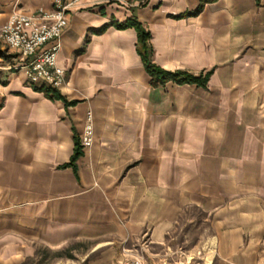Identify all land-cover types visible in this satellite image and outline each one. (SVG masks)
Segmentation results:
<instances>
[{
    "label": "crops",
    "instance_id": "obj_1",
    "mask_svg": "<svg viewBox=\"0 0 264 264\" xmlns=\"http://www.w3.org/2000/svg\"><path fill=\"white\" fill-rule=\"evenodd\" d=\"M53 1L0 0V29ZM201 1L82 0L58 53L62 89L0 70V264L72 240L120 250L119 263L184 264L172 243L192 211L211 230L207 264H264V0ZM133 23L156 65L206 83L153 85Z\"/></svg>",
    "mask_w": 264,
    "mask_h": 264
},
{
    "label": "built area",
    "instance_id": "obj_2",
    "mask_svg": "<svg viewBox=\"0 0 264 264\" xmlns=\"http://www.w3.org/2000/svg\"><path fill=\"white\" fill-rule=\"evenodd\" d=\"M146 0H136L138 4ZM82 0H54L51 8L39 7L33 12L14 10L0 29V42L18 53L20 64L6 69H23L31 85H45L62 89L67 72L58 64L62 36L67 27V13ZM94 114L85 116L81 143L84 149L94 144ZM119 264H148L143 256L126 257Z\"/></svg>",
    "mask_w": 264,
    "mask_h": 264
},
{
    "label": "rangeland",
    "instance_id": "obj_3",
    "mask_svg": "<svg viewBox=\"0 0 264 264\" xmlns=\"http://www.w3.org/2000/svg\"><path fill=\"white\" fill-rule=\"evenodd\" d=\"M17 55V52L10 50L0 42V70L9 66V64L13 65V58ZM190 215L191 218L189 219L193 221L182 220L175 231L176 237L172 244L179 246V250L187 254L185 258H177L176 261L181 262L184 260V264H207L205 253L214 248V243L207 239L208 235H211L209 223L204 220L203 215L198 211H192L187 218ZM101 243L97 240H72L59 248L38 244L34 255L27 257L23 263L119 264L120 250L111 249L108 246L102 247Z\"/></svg>",
    "mask_w": 264,
    "mask_h": 264
},
{
    "label": "trees",
    "instance_id": "obj_4",
    "mask_svg": "<svg viewBox=\"0 0 264 264\" xmlns=\"http://www.w3.org/2000/svg\"><path fill=\"white\" fill-rule=\"evenodd\" d=\"M205 1L207 0L201 1V5L199 6V9L202 7ZM126 25H129V22L122 24V26H126ZM134 25L138 30V44H139L138 51L140 52L144 60V63L146 65V69L152 78L151 81L153 85L164 84L168 81H176L179 83H184V82H196L199 84L206 83L207 75L205 77H202V76L193 75L185 71L172 72L165 70L159 67L158 65H156L152 60V46L149 42L150 34L145 29H143L139 24H134ZM79 155H81V151H80V147L77 146L76 151L72 157V161H75L79 157Z\"/></svg>",
    "mask_w": 264,
    "mask_h": 264
}]
</instances>
